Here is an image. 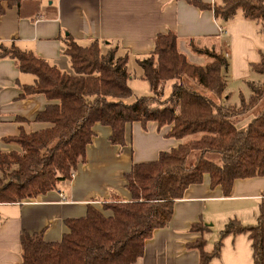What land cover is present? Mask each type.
<instances>
[{
	"label": "trees",
	"instance_id": "16d2710c",
	"mask_svg": "<svg viewBox=\"0 0 264 264\" xmlns=\"http://www.w3.org/2000/svg\"><path fill=\"white\" fill-rule=\"evenodd\" d=\"M186 1L213 10L223 22L242 10L246 18L259 21L264 32V0ZM20 2L0 0V11L5 3L19 6ZM64 39L73 74L15 44H0V57L15 60L21 72L35 76L33 84L21 86L20 97L41 94L51 101L36 117L50 126L31 133L22 130L10 140L20 150L0 152V202L35 199L71 180L86 160L99 123L111 128L109 140L119 146L126 144L127 126L135 122L143 127L155 122L159 130L166 127L168 138L198 137L161 151L156 160L133 163L125 173L131 199L105 201L101 208L89 204L85 215L65 221L69 230L60 240L47 241L41 232H22L20 264H132L144 255L145 243L155 230L169 223L176 200L192 184L202 183L205 175L210 176L211 187L221 186L225 196H231L237 179L264 175V55L252 64L261 77L249 82V97L242 95L233 103L230 60L224 50L190 39L191 50L206 57L203 64L194 63L180 49L174 31L161 33L155 49L136 58L151 94L128 103L135 95L130 54H119L118 46L104 52L97 39L88 45L71 35ZM213 154L220 155L219 163L211 159ZM207 228L202 222L192 227L203 233ZM239 233L251 240L252 264H264V198L255 225L232 219L221 235ZM206 244L202 236L191 245L199 251V264H210L220 253V240L212 251L205 250Z\"/></svg>",
	"mask_w": 264,
	"mask_h": 264
},
{
	"label": "crops",
	"instance_id": "0c3cea01",
	"mask_svg": "<svg viewBox=\"0 0 264 264\" xmlns=\"http://www.w3.org/2000/svg\"><path fill=\"white\" fill-rule=\"evenodd\" d=\"M169 31L177 34L179 44L184 41L182 49L194 39L198 44L206 42L224 50L230 60L232 102H239L242 95L249 97V82L261 77L252 70V64L259 63L264 55V32L259 21L246 18L242 10L228 22L216 18L213 10L201 9L186 0H21L19 6L5 3L0 11V44H15L23 51H32L66 72L72 69L64 53V37L68 35L82 45L97 39L104 52L112 46L119 47V54L128 52L133 78L139 67L137 56L150 54L156 37ZM183 52L191 62L203 64L202 57L192 50V60L189 53ZM137 73L142 76L140 67ZM34 82L35 76L21 72L15 60L0 57V152L19 151L17 142L10 140L22 130L31 133L50 126L36 117L51 101L41 94L20 97L21 86ZM170 86L165 91L167 96ZM94 130L86 160L79 164L71 180L35 199L0 202V264L22 262V232H41L45 240L57 241L69 230L65 221L85 215L89 204L101 208L105 201H129L132 195L125 173L133 163L156 160L161 151L196 137L168 138L166 127L159 130L155 122L147 127L135 122L127 126L126 144L119 146L110 142L109 126L99 123ZM210 182V176L205 175L202 183L187 188L183 198L176 200L169 223L155 230L145 243L144 255L132 264H199V251L191 245L202 236L207 241L205 250L209 251L207 236L214 228L219 231L215 247L230 220L237 219L245 226L257 223L264 198V175L237 179L231 196H225L221 186L211 187ZM200 222L208 227L204 233L192 229ZM226 237L225 245L210 264H252L248 235Z\"/></svg>",
	"mask_w": 264,
	"mask_h": 264
},
{
	"label": "rangeland",
	"instance_id": "374dc122",
	"mask_svg": "<svg viewBox=\"0 0 264 264\" xmlns=\"http://www.w3.org/2000/svg\"><path fill=\"white\" fill-rule=\"evenodd\" d=\"M184 41H182L180 44H179V47H180V49L182 50V51H186L187 53H189L188 55L190 56V59L192 60L193 59V57L196 55V56H200V57H202V59H200V60H203L204 62L206 61V57L205 56H202V55H198V54H192L191 53V47L188 45V46H186V48L185 49H182V46L184 45V43H183ZM204 43H206V42H203V44ZM194 53V52H193ZM203 62V63H204ZM137 69H136V71L134 72V74H133V78L130 80L131 81V85H132V89L134 90V93H135V95L133 96V97H130L128 100H127V102L128 103H132V102H134L135 101V97L136 96H139V95H147V93H148V90H149V83H148V81H146V80H144L143 78H142V76H140V75H138V73H137V71H139V67H136ZM69 73H71V74H73L74 73V71H73V69H71V72H69ZM264 77V76H263ZM247 89H248V91H249V93H250V87L248 86L247 87ZM229 90H230V84H229ZM231 92V91H230ZM197 137V136H196ZM196 137H195V139H196ZM196 155H197V152H194L192 155H191V158H190V160L191 161H194L195 160V158H196ZM213 158H215L216 160H215V162H218V161H220V155H218V154H213V155H211V159L214 161V159ZM210 231H211V228H210ZM218 233H219V231L217 230H215V228L213 229V231L207 236V240L210 242H208L209 244H208V249H209V251L210 250H212L213 249V247H214V242L218 239ZM221 234V233H220ZM247 235V234H246ZM226 236H230V234H226L225 236H222L221 235V238L219 239L221 242H222V245H225V240L228 238V237H226ZM222 245H221V249H222ZM209 246H210V248H209ZM207 248V247H206Z\"/></svg>",
	"mask_w": 264,
	"mask_h": 264
}]
</instances>
